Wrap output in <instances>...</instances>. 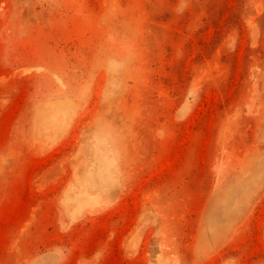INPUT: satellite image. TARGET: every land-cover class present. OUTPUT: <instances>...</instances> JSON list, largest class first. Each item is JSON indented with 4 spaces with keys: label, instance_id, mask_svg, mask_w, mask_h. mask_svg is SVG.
<instances>
[{
    "label": "rangeland",
    "instance_id": "374dc122",
    "mask_svg": "<svg viewBox=\"0 0 264 264\" xmlns=\"http://www.w3.org/2000/svg\"><path fill=\"white\" fill-rule=\"evenodd\" d=\"M0 264H264V0H0Z\"/></svg>",
    "mask_w": 264,
    "mask_h": 264
}]
</instances>
